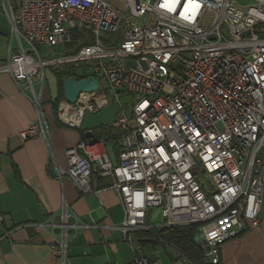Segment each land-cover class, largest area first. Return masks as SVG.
<instances>
[{
    "label": "built area",
    "instance_id": "1",
    "mask_svg": "<svg viewBox=\"0 0 264 264\" xmlns=\"http://www.w3.org/2000/svg\"><path fill=\"white\" fill-rule=\"evenodd\" d=\"M0 0L25 43L9 53L0 74L28 96L38 119L21 134L41 138L52 154L42 112L45 69L95 78L98 90L74 104L59 102V124L80 130L85 115L110 103L120 108L114 162L103 141L87 139L64 152L56 167L82 196L95 194L96 175L108 179L123 210L117 229L135 254L146 257L137 233L151 229L152 211L164 227H197L204 261L219 264V246L259 228L264 198V0ZM82 33L69 52L44 60ZM94 40H90V38ZM76 81L75 78H72ZM105 82V88L100 86ZM121 97L133 98L130 114ZM66 214L52 255L66 259ZM4 218L0 215V227ZM10 234L0 236V244ZM180 256L185 257L180 253ZM116 264V263H108Z\"/></svg>",
    "mask_w": 264,
    "mask_h": 264
},
{
    "label": "crops",
    "instance_id": "2",
    "mask_svg": "<svg viewBox=\"0 0 264 264\" xmlns=\"http://www.w3.org/2000/svg\"><path fill=\"white\" fill-rule=\"evenodd\" d=\"M23 46L6 14H0V65ZM43 94L52 154L41 138L21 137L37 121L38 111L10 76L0 74V215L4 218L0 236L10 234L0 244V264H62L52 249L61 242L64 214L67 264L131 263L135 254L117 229L124 219L121 204L116 193L104 187L111 182L94 177L97 192L82 196L69 180L59 182L55 177L56 167L66 165L65 150L81 142L79 132L93 129L84 130L83 123L80 130L57 126L53 111L45 109L51 99L46 93L43 101ZM107 150L116 162L113 146ZM259 221L258 229L219 246V264H264V198ZM143 246L144 255L159 264H190L176 249L155 239L145 238Z\"/></svg>",
    "mask_w": 264,
    "mask_h": 264
},
{
    "label": "trees",
    "instance_id": "3",
    "mask_svg": "<svg viewBox=\"0 0 264 264\" xmlns=\"http://www.w3.org/2000/svg\"><path fill=\"white\" fill-rule=\"evenodd\" d=\"M82 33L80 31H76L73 34L72 43L64 48V51H71L74 50L78 45V40L81 38ZM51 72L54 74L57 84H58V94L57 98L53 101L51 100V106L53 109V117L57 126L62 127L61 124L58 123L56 117V109L63 98V83L70 79L75 78L77 80H81L83 77L79 76L76 73L63 71L59 72L53 69H50ZM80 138L81 141H86L85 132L81 131ZM124 135V132L121 130L114 131L112 130L111 126H99L92 130V139L96 141H103L105 145H112L114 148L115 155L118 156L121 147L120 141ZM95 179L100 181L98 175L95 176ZM110 186V183H106L104 187ZM155 221L147 220V226H153L150 230L140 232L136 234L137 239L139 240V246L143 251V243L145 238L155 239L162 243H165L168 246L173 247L178 252H180L185 259L190 264H207L204 261V251L198 247L196 242V230L197 227H164V228H157Z\"/></svg>",
    "mask_w": 264,
    "mask_h": 264
},
{
    "label": "rangeland",
    "instance_id": "4",
    "mask_svg": "<svg viewBox=\"0 0 264 264\" xmlns=\"http://www.w3.org/2000/svg\"><path fill=\"white\" fill-rule=\"evenodd\" d=\"M19 0H10L11 4L13 6H15L18 3ZM237 3L241 4V5H251L253 2L249 1V0H234ZM0 14H5L0 2ZM90 40H94V38H90ZM64 51V49H56L54 51V53H51L49 50H42L40 51V54L42 56V58L44 60H49L52 59L54 57H56L57 52H62ZM45 75V86H44V90H43V101H45V96L46 93H48L49 98L51 100H55L57 98V94H58V84H57V80L54 76V74L51 72V70L49 69H45L44 72ZM100 86L105 88V82L103 80H100ZM107 98L109 101V105L103 109L101 112L92 115V114H86L83 120V129L84 130H92L95 129L99 126H112L116 121H117V117L119 116L120 113V108L117 104L113 103V98L107 94ZM121 104L124 106V108L127 109V114H130L131 108L133 106V98L130 97H121L120 99ZM42 109L44 108V104H41ZM45 109H51V111H53L52 106L51 105H47ZM53 114V112L51 113ZM152 216L155 220V222H161V218H160V212L157 209H154L152 212ZM146 254L148 253V251H145Z\"/></svg>",
    "mask_w": 264,
    "mask_h": 264
},
{
    "label": "water",
    "instance_id": "5",
    "mask_svg": "<svg viewBox=\"0 0 264 264\" xmlns=\"http://www.w3.org/2000/svg\"><path fill=\"white\" fill-rule=\"evenodd\" d=\"M98 90V83L95 78H86L84 80L76 81L72 78L66 80L63 83V98L66 102L74 104L77 102L81 93H93ZM87 139H92V132H86ZM205 246L204 243L198 244V247L202 249Z\"/></svg>",
    "mask_w": 264,
    "mask_h": 264
}]
</instances>
